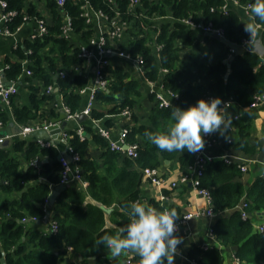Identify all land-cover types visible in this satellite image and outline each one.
Returning <instances> with one entry per match:
<instances>
[{
  "label": "trees",
  "instance_id": "obj_1",
  "mask_svg": "<svg viewBox=\"0 0 264 264\" xmlns=\"http://www.w3.org/2000/svg\"><path fill=\"white\" fill-rule=\"evenodd\" d=\"M6 1V9L17 12L8 23L12 31L22 23L24 14L43 17L33 4L25 7L24 0ZM247 1L250 0H239L242 4ZM128 2L90 0L95 9H102L109 16L114 15V10L119 11L120 17L127 21L125 49L131 56L143 58L148 78L162 80L166 90L177 93L172 105L186 107L198 97L207 98L213 93L233 99L226 110L234 118L251 102L253 94L264 93V60L261 56L244 49L231 60L230 73L225 78L227 66L224 60L231 55L230 48L216 35L201 32L183 21L189 18L195 24L211 23L222 29L228 40L241 44L242 39L251 38L252 34L245 31L238 7L231 6L225 14L220 10L224 0H141L130 11ZM82 4L83 0H66L59 7L54 0H45L50 12L47 33L18 45L13 61L6 58L8 67L4 75L8 81L16 80L22 74L21 60H29L27 68L31 74L26 80L31 91V105L15 104L13 99L17 93L12 95V115L0 111L2 124L6 125L12 118L20 125L48 121L58 115L59 96L70 112L84 107L87 96L80 89L90 82L91 72L82 66L79 41L73 36L62 35L64 13L70 16L73 35L80 34L86 42L92 35L91 25L81 15ZM139 12H143L142 16H138ZM255 22L263 26L260 39L264 45V21L257 19ZM157 44L161 48L156 54ZM104 70L109 78L107 90H96L91 113L81 122L88 136L81 138L76 127L67 129L68 145L78 153L79 167L88 181L85 189L66 184L50 205L46 199L60 180L57 146L44 147L35 139L15 137L9 147L0 148V258H4L5 264H74L73 260H65L68 253L72 258L80 256L83 261L93 258L96 264H101L105 261L100 257L101 252L107 248L96 241L105 228V214L110 209L108 219L115 224L108 229L110 231L127 222V205L141 198L142 169L158 167L164 160L173 159L184 169L193 160V154L187 149L166 152L144 135L145 129L166 128L170 121V106H159L154 93L144 94L141 82L123 62L115 60ZM60 71H64L65 76H60ZM48 85L57 87V92L46 93ZM142 98L151 103L146 120L138 121L132 112L135 121L132 125L126 124V140L139 145L138 157L131 159L110 150L108 141L89 122L91 118L103 119L105 125H111L112 118L104 119L106 115L116 114L125 107L134 108ZM249 137L250 129L241 126L231 143H226L223 138L218 152L229 150L253 155L262 148V143L258 138L252 142ZM42 157L50 160L38 165L31 163L34 159L40 162ZM23 163L27 167L24 168ZM242 174L236 163L218 159L204 164L199 186L209 190L215 212L228 213L218 214L211 225L212 235L220 246L213 243L202 248L191 244L188 257L201 264H224L222 246L235 248L234 256L239 264H264V231H258L253 225L256 212L264 211V173L257 175L248 186L240 181ZM242 198L248 202L246 210L250 215L245 220L237 210ZM150 202L152 206L163 208L158 201L151 199ZM50 206V220L44 222ZM23 217H35L36 220L22 221ZM53 221L57 224L55 232L51 231ZM67 247L72 250L68 251Z\"/></svg>",
  "mask_w": 264,
  "mask_h": 264
},
{
  "label": "built area",
  "instance_id": "obj_2",
  "mask_svg": "<svg viewBox=\"0 0 264 264\" xmlns=\"http://www.w3.org/2000/svg\"><path fill=\"white\" fill-rule=\"evenodd\" d=\"M55 3L62 7L66 0H54ZM110 2H113L115 0H108ZM141 0H129L128 2V10H134L137 5L140 4ZM250 1H247L245 4H242L239 2V0H224V3L220 6V10L223 13H227L231 6H238L242 7L245 11L247 6L249 5ZM82 13L83 17L85 18V21L91 25L93 29L92 35L88 38V41L86 44L80 45V51H79V57L82 61V66L86 67V65H92L91 68V79L90 82L83 88L80 89L81 93L86 94L87 99L84 107L76 112H70L69 108L64 105L62 100L60 101L59 107L61 110L65 112V118L66 120H74L80 113L85 114L86 116H89L91 113V109L94 106V95L98 88L106 89L107 85L109 83V78L107 72H105V68L110 64V57L116 56L119 58H123L125 60H129L133 62L137 69L138 73L141 77L144 78L149 91L151 93L155 94V98L158 101L159 106L161 107H167L170 106V104H174L175 99L177 98V93L166 90L163 86L162 80L158 79H150L145 73L144 68V60L140 55L137 56H131L130 53L127 50H122L119 48V40L122 38V35L125 31V29L128 27V23L126 20L122 19L120 17L119 11L114 10V15L109 16L108 13H106L102 9H95L91 3L90 0H83L82 4ZM7 1L6 0H0V34L3 35H13L15 30L12 31L8 28V23L11 21V19L16 15L15 9L7 10ZM143 12H139L138 16H142ZM30 16L27 14H24L22 17V22L26 21ZM159 17H154V19H158ZM35 22L37 24L36 29L31 34L30 39L35 38H41L47 33V21L43 17L34 16ZM185 23L189 24L192 27H196L199 30L214 34L218 37H225L223 30L220 28H215L211 25V23L208 24H202L197 23L195 24L191 19L187 18L183 20ZM256 23V22H255ZM257 30H259L262 26L259 23H256ZM72 32V25H71V19L70 16L67 13L63 14V25H62V35L67 37L71 36ZM258 34L254 33L252 34L251 38H244L242 39V42L240 45V49H247L252 50L256 52L259 56L262 57L264 60V55L262 53H259L255 47H252L257 42L256 36ZM247 42V43H246ZM161 48V45H155L156 54L158 53V50ZM231 54H233L234 50L230 48ZM27 53H30V50L27 51ZM29 60L27 58H24L21 60L22 64V70L25 72L26 75H30L31 71L25 66ZM8 67V64L6 68ZM79 66H76V69H78ZM5 68H0V98L4 100L5 102H9L12 95L16 94L18 92L17 86L15 84V81H7L5 82L2 78L4 75ZM164 72L166 69L163 70ZM60 76H65L64 71H60ZM54 86L48 85L45 89L46 93L53 92ZM216 96L213 93H209L208 97ZM223 102L226 103V109L229 107V105L233 102V99L231 97L227 98H221ZM262 103H264V93H255L252 96L251 102L247 105L248 108H257ZM57 105V104H56ZM225 104L222 103L221 107H224ZM131 109L129 107L123 108L120 112L116 114H111V116H119L120 118H123L124 120H129L131 118ZM235 116L234 118H236ZM93 123L95 124L97 128V132L103 136L108 141V146L110 150L118 151L123 153L125 156L135 159L138 157V149L139 145L137 142H128L126 140L127 133H128V127L121 126V128L118 131L117 138H112L109 130L105 127H103L100 124L101 119H92ZM40 124H34L30 126H18L20 129V132L22 134H26L36 128L39 127ZM2 126V123L0 121V127ZM77 134L84 138V130L81 124H78L76 127ZM14 136V135H13ZM68 133L66 131L61 132L60 138L65 139L67 141L68 139ZM203 138L205 141V145L203 149L197 152H191L193 154V160L191 163L187 166L185 171L180 176V181L182 183H190L191 186L194 188V190L202 195L206 202L207 207L204 210L205 215H207L209 218H214L216 213L212 209V198L211 194L208 189L200 187V176L202 175L204 164L213 160H223L226 163H236L239 167L240 171L245 173L248 171V164L252 161L249 158L243 157L241 154L225 150L223 152H213L212 146L216 144L217 139L215 136H213V133L211 134H203ZM37 143L40 146L44 147H50L55 146V143L52 140L48 139H41L38 138ZM226 143H231L232 138L226 137L225 138ZM65 146V152L69 154L70 159L64 157L61 155L58 160L61 164V170H60V180L59 183L63 184H69L76 182L79 184L81 188H86L88 185V181L83 177L81 169L78 164L79 155L77 152H75L69 145L68 142H66ZM61 153V152H59ZM38 160L34 159L31 161L32 164L38 165ZM143 177L146 178L151 184H154L159 188L158 193V201L160 202V206L163 208H168L166 205H164V201L166 199V195L163 191V184L165 181V178L161 177L158 167H144L142 169ZM172 186L176 185L175 181L171 182ZM48 200L46 199V202ZM248 205V202L245 200V198H242L240 203L237 205V210L240 211V216L242 219H248L250 218V215L248 211L246 210V207ZM200 211H186L181 213L177 219L176 224L178 226V231L180 227L184 224H186L190 218L197 215ZM22 221L30 220L35 221V217H30L29 219L27 217H23L21 219ZM255 228L258 231H264V222L259 224H254ZM51 231L55 232L57 230V224L56 222H52L51 225ZM210 232L212 234V228L210 226ZM68 251H71V247H67ZM238 260V259H237ZM74 264H88L83 263L79 260H73ZM192 263L201 264L200 262H197L196 260L192 259ZM101 264H138V261L132 256V255H126L124 257H121L119 259L115 258H109L106 259Z\"/></svg>",
  "mask_w": 264,
  "mask_h": 264
},
{
  "label": "crops",
  "instance_id": "obj_3",
  "mask_svg": "<svg viewBox=\"0 0 264 264\" xmlns=\"http://www.w3.org/2000/svg\"><path fill=\"white\" fill-rule=\"evenodd\" d=\"M24 4H25V7L28 6L29 4H33L36 7L37 11L39 12L40 16H43V18H45L46 21L50 20V12L45 5V0H24ZM235 7L237 8L238 6H235ZM238 10H239L238 12H239V15L242 21L250 22L249 17L246 15V11L242 7H238ZM36 26L37 24L35 22L34 16H30V18L22 22L17 27L13 35L0 34V68H6L7 66L6 58H10L11 61L15 59L14 49L17 48L18 45H22L24 41L30 39L31 34L36 29ZM262 28L263 26L259 30L256 31V33L258 34L256 36L257 42L254 45H252V47H255V49H257L259 53H262L264 55V45L262 44L261 39H260V32ZM71 36L75 37L77 41H79V45H83L87 43L85 40L82 39L80 34L73 35V32H71ZM127 41H128V36L125 35V31H124L122 38L118 42L119 48L122 50H126L125 48L127 45ZM240 50L242 52L244 49H240ZM186 52L187 50L184 51V53ZM115 60L119 61L120 63L123 62V64L130 70L133 76H135L136 74L140 76L138 73V69L133 62L129 60H125L123 58L116 57V56L110 57V63H112ZM28 63L25 65L26 67ZM91 68H92V65H88V66L86 65V70H89L91 72ZM91 76L92 75H90V77ZM26 78H27V75L22 70V74H20V76H18V78L14 80L17 86V90H18L17 95L13 99V102L15 104L31 105L30 97H29L31 91L28 87L29 83L27 82ZM138 80L142 84V92L144 94L151 93L149 91V88L144 78L141 77ZM54 91L57 92V87H54ZM58 98H59L58 103L56 104L59 108V112H58V115L55 117H58L61 114V109L59 107L61 97L59 96ZM150 105L151 103L147 100V98L146 99L142 98L140 103L137 106H135L134 108H130V109H131V112L135 114V117H137L138 121H145ZM0 111H7L9 115H12V102L10 100L9 102H5L4 100H2V98H0ZM133 117H132V113H131V118L129 120H126V119L124 120L123 118H120L119 116L106 115L104 119L112 118L113 123L111 125H107V124L105 125L104 120L101 119L100 124L103 127L107 128L111 134V137L115 139L118 136V131L121 128V126L127 127L128 124L129 125L133 124V122L135 121ZM51 118H54V117H51ZM11 121H13L16 126H23V125H20L19 123H16L13 118L9 122ZM41 123H38V124H41ZM89 123L97 131V128L92 121V118L90 119ZM34 124H37V123L30 122L26 124L25 126H30ZM78 124H81V123H78L77 121L71 120V119L66 120L67 129L77 127ZM6 125L2 124V126L0 127V133L5 128ZM241 126H246L250 129L249 138L252 142L255 141V138H258L262 143V148L258 152L250 156L245 155L244 153L240 151H235V153H238L239 155L241 154L243 157L249 158L252 160L247 165L248 171L243 173L240 178V181L244 185L248 186L257 175H261L264 173V156H263V152H264V103H262L257 108H248L247 106L242 108L238 116L236 118H232V124L228 130L229 131L228 133L231 135H228V133H226L224 136H221V134L213 132V136H215L217 141H216V144L212 146V151L218 152L219 150H221L223 138L231 137L233 139V135H236L238 128ZM66 133H67V130H66ZM59 136H61V133ZM14 138L15 137L12 138V141ZM26 138L37 140V138H35L34 136H28ZM41 139H45V138H41ZM46 139L49 140V138H46ZM66 144L67 143L63 141H60L58 144H55V146H57L58 148V154L59 152H62L65 150ZM44 158L46 159V161L50 160V158L48 157H42L40 158V162H46V161H43ZM23 166L25 168L27 167V164L23 163ZM186 168L181 169L178 161L175 159L164 160L162 164L158 166V170H159L161 177L165 178V181L163 184V191H167L166 193L164 192V194L166 195V199L163 204L166 206H169V208L175 209V211L180 214L186 211H200L197 215L190 218V220L186 224L182 225L178 231V234L183 237V240L181 244L177 246L178 252L176 254L175 264H196V263H192V258L187 256V250L191 244L199 245L202 248H207V246L213 243L218 244L210 232V226L213 224L218 214L224 215L228 213V212H220V213L215 212L216 215L214 218H209L207 215H205L204 210L207 207V202L205 198L202 195L198 194L194 190V188L191 186L190 183L188 182L182 183L180 181V176L182 175V173L185 171ZM172 181L176 182L175 186L171 185ZM72 184L79 186V184H77L76 182ZM158 193H159V188L155 186L154 184H151L146 178L143 177V174H142L141 183H140V194H141L140 201H147L149 204H151L150 202L151 199L158 201ZM51 207L52 206H50V208L47 211L49 212V217H48L49 220L52 214ZM109 211L110 209L106 213L107 217H106L105 225L111 224L112 227H114L115 224L110 222V220L108 219ZM45 221L47 220L44 219V222ZM253 221H254V224L263 223L264 222V211L256 212ZM221 249L224 255V264H239V261L234 256L235 248L221 246ZM126 255H132L137 261L139 259L131 251H128L119 257H114L111 255L108 249L102 251L100 257L102 260H106L109 258H121ZM65 260L66 261L79 260V261H82L83 263L96 264L93 258H90L87 261H83V259L80 256L76 258H72L71 254L69 253L66 254Z\"/></svg>",
  "mask_w": 264,
  "mask_h": 264
},
{
  "label": "clouds",
  "instance_id": "obj_4",
  "mask_svg": "<svg viewBox=\"0 0 264 264\" xmlns=\"http://www.w3.org/2000/svg\"><path fill=\"white\" fill-rule=\"evenodd\" d=\"M246 15L250 22H244V29L254 34L255 21H264V0H250ZM170 109V121L164 130L144 132L152 144L166 152L200 151L205 145L203 134L225 135L232 124L226 103L219 96L198 97L186 107L170 104ZM127 208V222L114 231L108 230L111 224L105 225L97 244L106 246L114 257L131 251L139 258L138 264H175L177 246L183 240L178 234L175 209L157 208L140 200H133Z\"/></svg>",
  "mask_w": 264,
  "mask_h": 264
},
{
  "label": "water",
  "instance_id": "obj_5",
  "mask_svg": "<svg viewBox=\"0 0 264 264\" xmlns=\"http://www.w3.org/2000/svg\"><path fill=\"white\" fill-rule=\"evenodd\" d=\"M218 38L222 42L227 44V46L229 48H232L234 50L233 54H231L227 59L224 60V62L226 63V66H227V71L225 74V78H226L230 73L231 60L234 59L235 55L240 54L241 50H240V45L238 43L232 42V41L228 40L226 37H218ZM56 76H57V74H55V77ZM2 78L5 82H7L5 75H3ZM86 118H87V116L85 114L80 113L74 120L77 121L78 123H81ZM66 130H67L66 118H65V112L63 110H61V114L58 117L50 118L49 121L42 122L38 128L26 133L25 135L22 134L20 132L19 127L16 126L13 121H11L5 126V128L0 133V148L9 147L13 137L24 138V137H28V136H34L37 139L38 138H45V139L49 138L55 144H58L60 141H63L66 143L67 141L65 139L60 138V136H59L62 131H66ZM84 135L88 136V134L85 132H84ZM61 155L70 159L69 154L66 153L65 150L62 151L61 153H59L57 155V158H59ZM43 161H46V159L44 158ZM40 163H42V162H38V164H40ZM65 186H66V184L59 183L53 187V189L49 195V198H48V202L50 204L54 203L56 196L58 195V193L62 189H64ZM94 203H96L97 205H101L100 202H98V201H94ZM105 215L107 217V214H105ZM48 217H49V212H46L44 219L47 220ZM0 261L2 264H5V260L3 257L0 258Z\"/></svg>",
  "mask_w": 264,
  "mask_h": 264
},
{
  "label": "rangeland",
  "instance_id": "obj_6",
  "mask_svg": "<svg viewBox=\"0 0 264 264\" xmlns=\"http://www.w3.org/2000/svg\"><path fill=\"white\" fill-rule=\"evenodd\" d=\"M135 76H136V78H138V79H140V78H141L140 76H138V74H136Z\"/></svg>",
  "mask_w": 264,
  "mask_h": 264
}]
</instances>
